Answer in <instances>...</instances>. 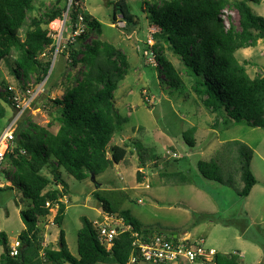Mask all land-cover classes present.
I'll return each mask as SVG.
<instances>
[{
    "label": "trees",
    "instance_id": "trees-1",
    "mask_svg": "<svg viewBox=\"0 0 264 264\" xmlns=\"http://www.w3.org/2000/svg\"><path fill=\"white\" fill-rule=\"evenodd\" d=\"M262 1L168 0L147 8L149 22L157 28L150 50L159 72L174 84L182 82L173 65L162 55V44L181 60L190 79L191 92L206 111L216 115L214 126L220 125L224 130L242 121L251 128L264 129V75L250 78L245 65L236 57L239 50L253 48L258 42L264 44V17L256 16L248 6ZM80 3L81 0H73L67 16L71 24L82 16L84 31L72 43L66 42L63 49L72 67L82 66L80 78L61 98L46 101L59 112V126L54 133L35 125L25 129L22 124L27 120L23 117L15 131L12 148L6 153L5 161L8 160L12 172L5 180L10 185L0 191L15 187L30 205L19 213L24 230L18 236L16 257L9 255L5 235L0 232V245H5L0 264H129L130 259L137 258L132 246L133 234L139 235L142 241L156 235L171 242L178 239L173 234L166 236L159 230L145 228L129 210L119 211L107 199L95 195L102 213L110 217L117 213V219L130 231L121 233L107 251L98 242L91 221L82 217L76 240L78 257L69 252L62 230L58 233L57 249L47 247L40 255L43 231L40 225L49 208L57 206L53 224L58 228L65 214L61 198L67 186L55 171L62 168L75 180L85 181L91 174L96 178L119 164L127 154L126 147L114 145L108 155L111 139L127 122L117 113L113 95L127 74V57L112 44L100 40V23L83 14ZM106 4L113 7L114 21L120 17L126 28L137 26L125 0H108ZM226 9L237 13V26L227 25L222 19ZM32 12L33 0H0V67L2 61L15 54L12 73L22 82L21 88L30 77L37 83L46 77L50 62L42 61V55L45 52L52 55L56 49L47 26L63 15L61 9H53L36 19L30 17ZM92 33L95 39H89ZM51 76L52 71L47 82ZM0 100L12 109L7 87L0 92ZM4 114L0 105V118ZM193 133V128L183 133V140L190 148L194 147ZM226 147H235L236 171L242 183L238 196L247 198L256 185L250 168L252 151L238 141L229 142ZM48 165L52 167V179L41 173ZM196 167L206 180L228 186L234 183L228 171L225 170L230 177H222L220 168L225 167L219 159L199 161ZM160 175L190 184L181 172ZM137 180L141 181L139 172ZM50 185L53 187L47 189ZM232 258L226 260L216 254L213 263L238 264L236 257Z\"/></svg>",
    "mask_w": 264,
    "mask_h": 264
},
{
    "label": "rangeland",
    "instance_id": "rangeland-1",
    "mask_svg": "<svg viewBox=\"0 0 264 264\" xmlns=\"http://www.w3.org/2000/svg\"><path fill=\"white\" fill-rule=\"evenodd\" d=\"M106 1L81 0L80 8L83 14L100 23V40L112 44L127 57V74L113 93L115 109L127 122L111 139L108 155L114 145L126 147L127 154L122 162L112 165L95 178L98 189L90 178L77 181L62 168L55 171L67 186L61 198L65 214L60 228L48 223L46 218L40 225L48 247L57 249L58 233L62 230L69 252L78 257L76 240L81 227L80 219L85 217L94 221L104 215L95 197L98 195L119 211L129 210L145 228L159 230L166 236L173 234L186 239L184 237L189 235L194 241L202 239L204 247L215 249L226 260L236 257L238 264H264V129L251 128L243 121L232 124L226 130L220 125L214 126L216 115L206 111L191 92L190 79L185 75L181 60L161 44L162 55L173 65L182 81L174 84L153 65L150 51L144 56L147 38L157 31L149 22L148 5L168 0H125L138 24L135 28L124 29L113 27L122 20L120 17L113 20V7L108 6ZM68 4L69 0H63L61 7L56 8V0H33L30 17L40 19L53 9H61L63 18ZM248 6L256 16L264 17V0L259 5ZM222 19L227 25L237 26V13L231 9L223 12ZM47 27L51 32L56 31L58 19ZM95 38V33L89 37ZM65 44L56 54L45 52L41 58L50 62L52 76L21 117L19 123L23 117L27 120L22 124L25 129L35 125L54 133L59 126V112L46 101L61 98L75 85L82 71L80 64L71 66L67 54H64ZM236 57L245 65L250 78L264 75L263 43L239 50ZM14 58L15 54L1 63V91L8 86L21 88L22 82L12 73ZM24 82V87L31 84L36 88L40 84L34 77ZM0 105L5 110L4 117L0 118L1 135L14 111L1 100ZM191 128L194 129L193 148L183 140V133ZM232 141L241 142L252 151L250 168L256 185L247 198L238 196L242 183L236 171V151L235 147H226ZM211 159H219L225 167L220 168L224 179L230 175L233 177L231 186L206 180L198 173L197 163ZM11 172L8 160L4 161L0 182L5 184V178ZM52 172V167L48 165L41 173L52 179ZM138 172L141 174L140 182L137 180ZM173 172L183 173L190 184H181L160 175ZM52 187L50 185L47 189ZM29 205L30 201L23 198L21 191L15 187L0 191V232L5 235L7 247L18 241L19 234L24 230L19 213ZM0 253H4L3 245H0ZM181 263L188 264L183 259ZM137 264L148 263L138 260Z\"/></svg>",
    "mask_w": 264,
    "mask_h": 264
},
{
    "label": "built area",
    "instance_id": "built-area-1",
    "mask_svg": "<svg viewBox=\"0 0 264 264\" xmlns=\"http://www.w3.org/2000/svg\"><path fill=\"white\" fill-rule=\"evenodd\" d=\"M73 0H69L67 6V13L62 19H58L59 27L56 31H49V36L53 39L56 46L55 54L58 52L60 46L65 42L72 43L76 37H78L84 31V24L82 16H78L76 23L71 24L68 19V10ZM118 1V0H115ZM115 28L124 29V22L117 21ZM67 34V36H66ZM63 37H66L64 39ZM147 49L143 52L144 56L147 51L152 54V63L155 66L154 55L150 50L154 45L151 36L146 41ZM64 47V46H63ZM44 56V54L42 55ZM55 58V57H54ZM48 78H44L42 82L36 88L32 87L31 84H26L25 87L19 90L8 86L7 91L9 99L12 103V109L14 111L12 117L8 120L7 126L3 133L0 135V170L3 167L6 153L12 148L14 142V134L19 124L21 117L26 113L31 104L35 101L38 94L41 93L43 85L46 83ZM173 157H176L173 154ZM6 184L0 182V188H4ZM46 207H50L49 203H46ZM57 206L49 208V214L46 216V221L53 224V219L56 215ZM53 216V217H51ZM51 217V221L47 220ZM93 230L95 231L98 242L109 251L113 246L114 240L123 232L130 231V228L125 226L121 219L113 220L108 215L101 216L100 220L91 221ZM46 227V226H45ZM132 246L136 249L137 258L133 257L130 259L129 264H134L138 260L148 264H172L186 260L188 263H194L198 260L205 264H214L213 259L217 254L214 249L206 248L203 245V240L189 241L187 239L178 238L176 242L168 241L164 236H153L148 241H142L141 237L137 234H133ZM42 255L43 250L48 247V240L42 237L40 241ZM19 241H15L14 244L9 247V255L16 257L18 254Z\"/></svg>",
    "mask_w": 264,
    "mask_h": 264
},
{
    "label": "crops",
    "instance_id": "crops-1",
    "mask_svg": "<svg viewBox=\"0 0 264 264\" xmlns=\"http://www.w3.org/2000/svg\"><path fill=\"white\" fill-rule=\"evenodd\" d=\"M63 3V0H59V3L57 4L56 3V5H55V7L56 8H60L61 7V4ZM6 186H9L10 185V183L6 180ZM184 238H186L187 240H189V241H194V240H191L190 238H189V235H187V236H185ZM10 247V246H9ZM213 249V248H212ZM215 250V249H214ZM216 251V250H215ZM216 253L218 254V252L216 251ZM2 253H0V255H1ZM172 264H183V263H172ZM188 264H191V263H188ZM192 264H205V263H203L202 261H200V260H198V261H196V262H194V263H192Z\"/></svg>",
    "mask_w": 264,
    "mask_h": 264
},
{
    "label": "water",
    "instance_id": "water-1",
    "mask_svg": "<svg viewBox=\"0 0 264 264\" xmlns=\"http://www.w3.org/2000/svg\"><path fill=\"white\" fill-rule=\"evenodd\" d=\"M51 70H52V68H51V65H50L49 70H48V73H47V75H46V78L49 77V75H50V73H51ZM90 181H91V183L95 186L96 189L99 188V185L96 183V179H95V176H94L93 174L90 175ZM115 216L117 217L118 214L116 213ZM174 237H176V236H174ZM2 245H3L4 253H5V245H4V243H2Z\"/></svg>",
    "mask_w": 264,
    "mask_h": 264
}]
</instances>
